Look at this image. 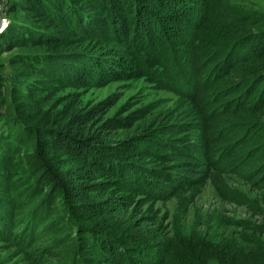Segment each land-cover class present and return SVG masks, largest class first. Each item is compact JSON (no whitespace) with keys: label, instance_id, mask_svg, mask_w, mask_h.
Masks as SVG:
<instances>
[{"label":"rangeland","instance_id":"obj_1","mask_svg":"<svg viewBox=\"0 0 264 264\" xmlns=\"http://www.w3.org/2000/svg\"><path fill=\"white\" fill-rule=\"evenodd\" d=\"M69 1L63 0L68 15L64 11L61 15L60 10L50 15L42 0H0L1 151L7 153L3 146L11 143L14 129L24 134L13 165H0L1 204L4 200L23 204L24 195L31 199L27 208L32 210L43 198L33 196L38 191L33 192L32 185L44 176L42 172L36 175L44 151L53 154L49 161L61 168L62 182L86 181L78 190L70 186L79 197L110 198L103 205L108 210L119 208L116 219L127 224L131 248L138 251L134 256L132 250L107 259L100 250L89 249L84 251L88 257L84 264H134L139 256L143 264H184L179 247L192 257L208 259L209 264H221L255 253L242 250L245 243L256 246L260 254L264 245V68L254 71L257 61L246 59L257 54L264 63V0H104L108 32L113 31V24L123 26L112 34L104 31L100 18L86 7L88 0ZM180 8L194 16L193 25L178 22ZM201 17L204 40L199 43ZM96 19L97 25L85 24ZM154 23L164 31L158 32ZM135 26L139 27L135 35L130 32L124 39V32ZM252 35L230 48L232 66L214 71L216 54L228 49L224 41ZM222 37L226 39L219 42ZM132 51L139 56H130ZM168 51H177L176 57L164 56ZM87 56L95 61L105 58V62L85 63ZM160 60L166 62L156 65ZM179 63L187 65L184 70L177 68ZM208 87L222 90L217 99H205ZM201 116L211 124L209 132L217 135L209 163L190 159L178 149L191 134L202 132L197 126ZM18 120L27 127L16 126ZM98 123H102L100 130L125 131L130 138L117 142L119 146L113 149L114 140L96 137L95 127L89 126ZM32 125L40 129L25 138ZM41 130L46 134L40 135ZM89 137L106 149L99 158L112 152L125 156L129 161L122 163H130L123 168L134 171L137 180L144 179V185H135L93 162L92 167L91 160H97L94 149L101 146L86 140ZM34 138L41 141L30 143ZM43 138H51L53 145ZM222 139L232 142L225 144ZM86 150L95 156L88 164L82 157ZM235 151L238 159L229 155ZM187 161L197 164L194 170L189 169L190 163L183 164ZM44 188L62 208L56 184ZM0 209L4 210L0 213V264L62 261L45 252L46 243L58 239L41 237L32 243L35 239L30 234H39L42 226L56 227L50 219H43L42 224L39 219L37 225L33 222L26 228L14 221L20 217L10 214L7 205ZM24 228L31 244L15 236ZM66 236L63 232L58 238ZM142 239L145 248L138 246Z\"/></svg>","mask_w":264,"mask_h":264},{"label":"trees","instance_id":"obj_2","mask_svg":"<svg viewBox=\"0 0 264 264\" xmlns=\"http://www.w3.org/2000/svg\"><path fill=\"white\" fill-rule=\"evenodd\" d=\"M69 1V0H68ZM104 0H88V3L86 5V7L91 11L92 14H95L96 17H99L100 22H102L104 24V31L108 34H112L115 33L116 29L122 25H119V23L113 24V31H109V28H107L106 24H107V20L105 19L107 14L105 15L104 12V4L103 3ZM38 3H41L40 1H38ZM70 3V1H69ZM72 3V2H71ZM69 4L70 7H72V4ZM42 4L47 5V8H45V11L50 14V15H54L56 13V11L58 12V10H60L61 15H63V11L66 13V15L69 14V9L63 5V0H42ZM74 5V4H73ZM69 7V6H68ZM44 8V7H43ZM110 8V7H109ZM106 11V10H105ZM177 13L179 14V16H177L178 22H189V25H193L195 19L194 16H192L191 13H187L185 12V10L181 9L177 11ZM85 15V14H84ZM118 15H120L118 13ZM129 15V14H128ZM132 16V15H131ZM64 17H66L64 15ZM84 20V19H83ZM200 20V19H199ZM204 20L203 17H201V24L198 26L197 30H198V37H199V43L200 41L204 40V32L203 29L204 25H202V21ZM209 20V19H207ZM140 22V21H139ZM138 22V23H139ZM97 25V19L96 21H90L88 22L86 20L85 24H95ZM138 23H136L135 25L138 26ZM207 23V21L205 22V24ZM155 24V23H154ZM159 23L153 25L152 27L158 29V32L164 31V29ZM196 25V24H195ZM135 26L134 28L131 29V31H126L124 32V39H127L128 34H130V32L135 35V33L137 32V30H139V27ZM158 27V28H157ZM182 29L184 26H180ZM162 28V29H161ZM227 30H229L228 27H226ZM135 29V31H133ZM107 30V31H106ZM256 32L260 33V30H257ZM118 33V32H117ZM145 33H148V30L145 31ZM97 34V33H96ZM131 34V35H132ZM194 34V30L192 35ZM159 35H163L161 33H159ZM181 37V36H180ZM228 37V36H227ZM252 36L249 37H242V38H231L229 37V41H224L226 38L222 37L221 40H219V42L224 41V45L227 46V50H223V51H218V53L216 54L217 58H213L214 61H217V65L216 66H212V68H214V71L216 72V69L218 67H223L225 65H229L232 66L233 59L234 56H230L229 55V50L232 47V45H234V43L236 42H242L244 39L247 38H251ZM228 39V38H227ZM165 40L161 41L160 46L163 44ZM181 41H184L183 38L181 39ZM185 43V41H184ZM199 43L196 45V47L199 46ZM195 45V44H194ZM193 45V47H195ZM177 51H168L166 52L167 55L165 54L164 56H167L168 58H173L176 57V54L174 55V53H176ZM132 55L130 56H136L138 57L139 55L134 53L133 51L131 52ZM147 52H145V55ZM157 53V52H156ZM162 53V51L158 52V56ZM172 55V56H171ZM257 54H254L252 56H249L246 61L252 62L253 60H256L257 63H255V67H254V71L260 70L261 68H264V63L261 64V60H258ZM262 57V56H260ZM96 58H89V56H87V60L85 63H87L88 61L97 63V65H100L101 63L105 62V58L102 60H97L95 61ZM165 60H160L158 62H156V65H163V63H165ZM204 63V62H203ZM222 63V64H221ZM95 65V64H94ZM235 65V64H234ZM187 65L185 63H179L177 68L184 70L185 67ZM239 66H234L233 69L236 70H240L242 68H238ZM167 70L169 71L170 69L167 68ZM230 70V69H227ZM170 72V71H169ZM214 72V73H215ZM229 72V71H227ZM213 73V74H214ZM205 77H207V75H205ZM206 79V78H205ZM203 79V80H205ZM228 86V85H225ZM205 90H207L208 96H206L205 99L208 100H212V99H217V97L221 94V91H216L213 89H210L209 87L206 88ZM202 105V104H201ZM197 106V110L198 112H200V107L199 105ZM201 114V112H200ZM206 119H208V116H205ZM201 120L202 123L200 126L203 130L202 132H198L196 134H191L190 137L188 138V142L183 143V145H179L178 149H179V153L184 154L186 157L188 158H192V157H196L198 160L200 161H206V162H210L212 160V154H211V143L212 140L214 139V137H216L217 135H214L212 133L209 132V127L211 128V124L204 120V117L201 116ZM206 123V124H205ZM102 123H98L95 126H93V124H89V126L91 127H95L94 130V134L98 135V138H109V140H114L115 142L113 143L112 147L113 149L117 148V146H119V144L117 142H122V141H126L128 140L129 137V133L122 131L120 133H113L111 130L108 131H104V130H100V125ZM15 125L16 126H26V123L23 121H15ZM99 125V126H98ZM39 126H31L29 128V130H27V134L25 131V138L26 136L34 130H39L40 128H38ZM25 128V127H24ZM87 128V127H86ZM88 129V128H87ZM189 128H185V130H188ZM35 132V131H34ZM40 135L42 134H46V132H43L42 130L38 132ZM88 133V132H86ZM208 133V134H207ZM96 135V137H97ZM10 140L12 139V141H10L11 143L8 145L3 146V149L7 152H1V161L0 165H4V166H12L14 163V158L13 155L16 152V150H18L19 145H23L24 143V134L20 132V129H14L12 132V135L9 138ZM43 141H48L49 142V146H52L53 143L51 142V138H43ZM96 138L94 137H89L86 140H88L89 142L91 141H95V145L96 146H101L98 145V140H95ZM183 140V139H182ZM41 141V139L39 138H34L32 140H29L30 143H39ZM53 141V140H52ZM222 141L227 144L229 142H232L230 140H224L222 139ZM52 143V144H51ZM97 143V144H96ZM224 144V145H225ZM110 144L106 143L107 148H109ZM38 147V146H36ZM95 146H93L94 148ZM101 149H99L98 147L94 150H96L94 152L95 156L97 157V160L93 161L91 160L94 154H92V152L90 150H86L83 151V160H85V164H88L91 160V165L93 162V165L97 164L98 167L102 168V169H110V171H113L115 173L118 174V176L123 177L125 179H130V181L135 184V185H140L143 186L144 185V179L143 181H141V179L137 180V176L135 175L134 171H129V169H124L123 166L125 165L126 167L129 168L128 163L130 162H126L125 164H123L122 162L124 161H129L125 159V156H121V154L112 152L111 155L105 156L104 158H99L98 155H100L102 152H106V149L104 147H100ZM110 153V152H108ZM130 153V152H128ZM220 153V151L216 152V155H218ZM103 154V153H102ZM40 155L44 158V161H42V163H38L39 165L36 167V175H38L40 172H42V175H44L43 177L41 176L40 178H37L36 182L32 185V189L33 192L34 191H38L36 192V194L34 195H43V198L40 199V201L36 204V206H34V208L32 210H28V203L31 201V199H28V196H22L21 200H25L23 202V204H20L22 201L15 202H9L7 200H4L3 204H1V200H0V208L5 204L7 205L11 210L10 214L13 213L16 217H20V218H15L16 220L14 221H19L21 223H23V226L27 227H32L33 222L37 225V221H39L40 219V223L42 224L44 220H51L52 223H54V225L56 227H51V225H48L47 227L42 226V230L40 231L39 234H36L35 236L30 234V236L32 237V239H35V241H33L32 243H36V241L38 239H40L41 237L46 238L47 240L49 239H58L55 242H47L46 245L48 244L49 247H47V249H45V252L47 253H51L54 254L55 256H59L62 258V261H58L56 262V264H84L83 261L85 258H88L85 256V252L87 250H100L101 252H103V254H105V258L109 259L108 257H110V259H114L116 258V253L121 254H125L126 252H132V250L134 251L133 254H131V256H134L137 254V252L131 248L133 247L131 244L133 242H131V238H128L127 236V231H128V227L127 224H120V222L116 219L117 217V212L119 211V208H116V210H108L107 209V205H103L105 204V202L107 200H110V198L107 197H102L100 200H98L99 198L95 195H88V196H83V197H79V195L77 193L72 192V189L70 186H74V189H79V186H84L86 181L81 178L79 180L78 184H71L67 181H63L62 182V171L61 168H59V166H54L53 163H51L49 160L51 159V157H53V154L51 153H47V152H40ZM230 156H232V159H238L239 157V152L236 153L233 152L229 153ZM46 157V158H45ZM88 161V162H87ZM2 163V164H1ZM190 163V165H192L193 167H190L189 169L192 171L194 170L195 166L197 165L196 163L192 164L190 161L188 162H184L183 164H187ZM92 165V167H93ZM132 166V164H131ZM90 169H88V172H91V167H89ZM95 170V169H94ZM122 170H126L129 171V174L126 173L124 174ZM106 171V170H104ZM35 177V176H33ZM89 179V178H88ZM171 179V178H170ZM139 182V183H138ZM55 183L56 184V191L60 192L62 194L63 197V201L60 202L59 206L61 205L62 208L65 209V212H63L62 208L58 207V203H56V201H58L56 199V196H54L53 193H51V191H49V194L46 193V190H44L45 186L47 184H52ZM166 183V182H163ZM0 185L4 186V184L2 182H0ZM65 197V198H64ZM88 199V200H87ZM96 203V204H95ZM121 205V204H120ZM120 205L118 204V207H120ZM17 209V210H22L24 209L23 212H13L12 210ZM4 210L0 209V213L3 214ZM9 212V211H8ZM56 217H54V214ZM8 215V213H7ZM45 217V218H44ZM3 216H0V223L3 224ZM44 219V220H43ZM25 228L22 230H17L15 233V236L18 237V239L22 242H26L28 244H31V240L30 237H26V234L24 233ZM34 231H36V229H34ZM63 232H66V237L65 239L61 240V238H58L59 236L61 237V235L63 234ZM88 236H90L88 238ZM45 239V240H46ZM88 240V241H87ZM144 240V242L142 241ZM142 240H138L139 244L138 246H142L141 248H145V246L147 245L145 243V239ZM42 245V244H40ZM45 245V244H43ZM106 245V246H105ZM98 246V247H97ZM144 246V247H143ZM108 247V248H107ZM242 250H246V251H251V252H255L250 254L247 257H244V255L240 256L239 258H235V259H231L224 262H220L221 264H262L264 262V245L261 247L260 250V254L258 253V248L256 246L252 247L249 246L247 243L243 244V247L241 248ZM177 250L179 251V253H182V257L181 259L183 260L182 262H184V264H209L207 261L208 259H202V258H196V257H192L190 255H194V254H190L188 251L186 250H182V247L177 248ZM241 250V251H242ZM106 251V252H105ZM136 257V256H135ZM140 258H142L141 256H139L137 262H134V264H143V259L139 260ZM87 261L89 262V259H87ZM142 263H141V262ZM62 262V263H61ZM105 261H101V264H104ZM90 264V263H89ZM146 264V263H145ZM149 264H155V262L150 261ZM156 264H163V263H157Z\"/></svg>","mask_w":264,"mask_h":264}]
</instances>
